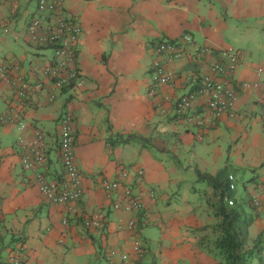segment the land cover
Here are the masks:
<instances>
[{"label": "crops", "instance_id": "crops-1", "mask_svg": "<svg viewBox=\"0 0 264 264\" xmlns=\"http://www.w3.org/2000/svg\"><path fill=\"white\" fill-rule=\"evenodd\" d=\"M62 1L65 14L83 29L77 56L84 87L63 91L55 102L47 89L22 107L15 75L9 82L0 79V114L21 113L27 125L25 131L0 125V264H8L19 245L20 264H109L110 250L117 253L116 264H123L120 255L132 254L136 237L145 248L142 264H217L199 244L203 237L215 238L207 228L217 223L210 207L215 188L198 173L217 177L224 170L222 180L253 217L251 245L264 233V209L251 206L254 198L264 201V73L257 76L264 69V0ZM36 4L0 0V21L8 28L0 30V63L19 65V76L29 81L42 78L39 69L54 54L28 37ZM184 35L209 49L202 72L226 63L221 52L232 49L242 55L234 84L260 83L259 89L238 90L235 109L219 119L207 117L204 128L175 109L191 90L183 77L198 68L190 55L165 65L179 75L172 86L155 85L151 71L156 47ZM202 102L197 99L195 108ZM67 111L75 118L83 196L72 205L52 204L40 194L37 178L59 184L66 178L57 140ZM35 129L45 135L48 162L27 170L18 142L31 139ZM123 169L129 179L109 194L103 181L120 180ZM139 171L144 182L134 191L143 210L113 209L127 202L123 187L134 185ZM96 215L104 217L105 228L85 225ZM131 218L138 233L125 228Z\"/></svg>", "mask_w": 264, "mask_h": 264}, {"label": "built area", "instance_id": "built-area-1", "mask_svg": "<svg viewBox=\"0 0 264 264\" xmlns=\"http://www.w3.org/2000/svg\"><path fill=\"white\" fill-rule=\"evenodd\" d=\"M62 0H37V11L28 22V37L36 46L50 48L54 51L50 61L39 69L41 79L29 81L19 76V65H7L0 63V79L5 82L11 81L15 75L14 85L16 97L21 101V106L28 104L33 97L49 90V101L55 102L58 96L67 89L83 88L85 81L78 66V44L83 36L81 25L65 14ZM0 30L8 31L7 24L0 21ZM190 52L188 53V51ZM156 59L153 62V80L155 85H174L179 75L166 69L165 65L176 60H182L190 55L191 60L197 65L195 72L188 73L183 77V83L191 85L188 94L178 99L175 109L179 115L185 116L188 122L204 128L207 125V117L219 119L225 114L231 113L238 101V90L259 89L260 83L234 84V74L239 65L242 55L232 49L221 52L222 59L227 62H216L210 65L207 73L202 72L203 59L209 53L207 48L196 46L193 38L184 35L179 42H163L156 47ZM264 69L257 71L260 77ZM225 76V77H224ZM202 99L200 109H196L195 102ZM21 113L0 114V125L17 126L21 131L27 129L26 123L21 119ZM60 134L58 153L65 169V180L59 183H50L38 175L39 192L45 200L53 204L72 205L81 200L83 189L81 187V171L77 165L75 152V118L71 112H65L59 119ZM202 139L200 136L198 137ZM45 135L39 129L33 131L31 139H19L23 151L22 163L25 169L33 170L44 168L48 162V144ZM129 171L120 170L117 181L104 180L103 186L107 192L112 193L122 189V181L128 180ZM144 173L136 174L134 185L128 184L123 187V195L127 199L125 204L117 202L115 210L140 213L143 210V199L134 191L135 187L143 184ZM139 193V192H138ZM150 194L152 190L150 189ZM252 206L264 209V201L252 199ZM66 223V222H65ZM90 228L103 229L106 221L102 215H96L85 222ZM138 222L131 218L125 224V228L132 232L137 231ZM132 254L122 253L120 259L123 264H142L145 257V249L140 238L133 241ZM16 252L10 257L9 264H20L21 253ZM117 253L110 250L107 253L109 264H116Z\"/></svg>", "mask_w": 264, "mask_h": 264}, {"label": "trees", "instance_id": "trees-1", "mask_svg": "<svg viewBox=\"0 0 264 264\" xmlns=\"http://www.w3.org/2000/svg\"><path fill=\"white\" fill-rule=\"evenodd\" d=\"M224 175L225 170L217 177L198 173L200 180L210 182L215 188L216 201L210 207L217 218L216 224L207 227L215 234V238L210 241L203 237L199 244L217 260V264H264V233L250 245L249 227L253 217L240 206L241 201L235 198L231 183L222 180ZM21 249L24 250L23 245L16 247L12 253L20 252Z\"/></svg>", "mask_w": 264, "mask_h": 264}, {"label": "rangeland", "instance_id": "rangeland-1", "mask_svg": "<svg viewBox=\"0 0 264 264\" xmlns=\"http://www.w3.org/2000/svg\"><path fill=\"white\" fill-rule=\"evenodd\" d=\"M46 54H49V52L47 51ZM52 127V125L50 124V127H47V130H49ZM46 141V140H45ZM237 192H239V190L237 189Z\"/></svg>", "mask_w": 264, "mask_h": 264}]
</instances>
